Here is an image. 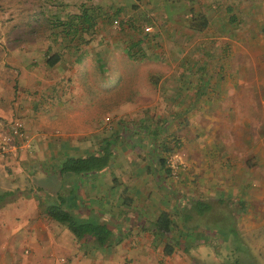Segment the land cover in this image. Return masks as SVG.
I'll return each instance as SVG.
<instances>
[{
  "label": "crops",
  "instance_id": "0c3cea01",
  "mask_svg": "<svg viewBox=\"0 0 264 264\" xmlns=\"http://www.w3.org/2000/svg\"><path fill=\"white\" fill-rule=\"evenodd\" d=\"M94 1L109 16L50 43L51 67L35 47L0 57V123L19 119L27 144L0 157V264H191L185 242L213 236L187 229L195 203L264 209V165L243 163L264 161V0ZM116 75V95L79 83ZM172 137L187 162L176 178L163 163ZM106 141V168L59 173ZM54 203L107 225L109 243L76 239L44 214Z\"/></svg>",
  "mask_w": 264,
  "mask_h": 264
},
{
  "label": "rangeland",
  "instance_id": "374dc122",
  "mask_svg": "<svg viewBox=\"0 0 264 264\" xmlns=\"http://www.w3.org/2000/svg\"><path fill=\"white\" fill-rule=\"evenodd\" d=\"M93 4H96L93 0H0V57L6 56L10 52L26 51L35 47L39 50L36 58L44 59L45 54H48L47 52L50 54L53 51H51L50 43L54 47L52 42L55 40L52 39L45 25L47 13H42V11L55 13L63 19L76 10H81L83 6L90 9L94 6ZM27 8H30L31 15L35 14V16L33 18L30 15L28 20L31 24L26 26L19 23V20L24 17L23 14L27 12ZM89 13L91 14V10ZM108 13L102 9L98 12V17L102 15L101 19L103 20ZM93 14L97 17V13L94 12ZM138 17H142L141 22L149 20L144 13ZM106 20H108L107 22L111 21V19ZM21 27L23 29L31 28L34 31L28 34L23 33L18 41L13 40L15 34L23 30L20 29ZM112 35L114 34L112 33ZM112 35L109 34L108 36L111 37ZM87 36L85 37L87 38ZM91 38L92 41L102 40L95 36ZM115 77L116 79L112 76L102 81H97L94 77H91V81L80 78L79 83L81 87L88 90H105L107 93L110 91L112 95H116L117 91L121 92L125 88L117 86V75ZM124 83L120 82V85ZM105 118H108L105 121L107 123L115 120L111 115L104 117V120ZM170 143H172L170 150L165 153L163 160L165 167L169 170V175L176 178L180 172L185 170L187 162L180 148V140L172 137ZM251 154L249 153L248 159L244 160L243 163L249 169L257 167L262 169L264 161L255 160ZM168 160H172L173 167H168ZM227 163L229 164V162ZM235 203L229 204L223 201L221 206H215L209 211H202L193 221V226L187 228H194L203 234H207L208 231L213 234L212 237L205 235L202 241L192 249L189 248L191 243L185 242L187 259L190 262L194 261L191 264H264V209H247L246 205L241 208L240 203L239 205Z\"/></svg>",
  "mask_w": 264,
  "mask_h": 264
},
{
  "label": "trees",
  "instance_id": "16d2710c",
  "mask_svg": "<svg viewBox=\"0 0 264 264\" xmlns=\"http://www.w3.org/2000/svg\"><path fill=\"white\" fill-rule=\"evenodd\" d=\"M27 8V12L23 14L24 17L19 20V23H23L27 26L30 25V18L31 16H35V14L31 15V9ZM91 9L84 7L81 10H78L77 13L70 14L65 18L61 19L55 13L52 12H44L47 13L45 19V25L49 34L55 40L58 37H65L69 40H73L75 37L80 36L81 40H84L82 34L89 35V29L92 33V26L94 24V12L91 10V14L89 13ZM23 12V11H22ZM49 13V15H48ZM31 15V16H30ZM45 16V14H43ZM61 30L57 31L58 28ZM20 29H23L22 27ZM34 29L31 28H24L18 34H15L13 40L18 41L20 36L25 33H32ZM49 48H47L48 50ZM59 59V55L56 52L47 54L45 58V65L51 67L54 65L57 60ZM111 143L104 142L100 145L99 150L95 154H88L83 157H66L61 161L59 164L58 171L60 174L65 172H72L75 174L84 173V172H97L100 171L108 166L110 163L112 152H111ZM164 163V160H163ZM169 171V170H168ZM6 195L5 193L2 194ZM0 195V197L2 198ZM209 206L205 203H195L193 205V209L200 214L202 211L208 210ZM43 212L48 217L63 223L67 229L74 235L76 239L80 238H92L95 240L97 244L100 246L107 245L110 241V231L107 225L102 223H94L91 221H85L83 223L77 222L73 216L64 210L61 205L58 204H48L43 208ZM169 218L166 213L162 212L158 215L157 219L154 222V227L156 230L160 231L161 233H166L169 228ZM171 246H166L165 251H170Z\"/></svg>",
  "mask_w": 264,
  "mask_h": 264
},
{
  "label": "built area",
  "instance_id": "2783aa9c",
  "mask_svg": "<svg viewBox=\"0 0 264 264\" xmlns=\"http://www.w3.org/2000/svg\"><path fill=\"white\" fill-rule=\"evenodd\" d=\"M143 31H150V27L145 26ZM107 120L108 118H105V121ZM0 125L5 126L3 130L0 129V157L8 156L11 153V150H14L15 152L16 150H22L24 147H26L27 144L22 138V126L19 119H13L4 124L0 123ZM15 139L18 141V143H16ZM167 163L169 164L168 167H173L172 160H168Z\"/></svg>",
  "mask_w": 264,
  "mask_h": 264
}]
</instances>
